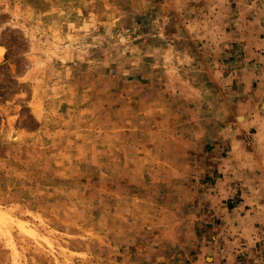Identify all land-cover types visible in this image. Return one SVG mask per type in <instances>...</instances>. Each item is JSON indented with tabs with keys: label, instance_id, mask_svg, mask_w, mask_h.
I'll return each mask as SVG.
<instances>
[{
	"label": "rangeland",
	"instance_id": "rangeland-1",
	"mask_svg": "<svg viewBox=\"0 0 264 264\" xmlns=\"http://www.w3.org/2000/svg\"><path fill=\"white\" fill-rule=\"evenodd\" d=\"M208 4L0 0V264H98L104 230L150 213L148 106L187 114Z\"/></svg>",
	"mask_w": 264,
	"mask_h": 264
},
{
	"label": "crops",
	"instance_id": "crops-1",
	"mask_svg": "<svg viewBox=\"0 0 264 264\" xmlns=\"http://www.w3.org/2000/svg\"><path fill=\"white\" fill-rule=\"evenodd\" d=\"M207 8L218 33L194 41L213 45L208 65L187 58L195 71L187 116L175 128L172 103L157 92L148 106V187L167 191L147 200L150 213L104 230L98 264H264V0Z\"/></svg>",
	"mask_w": 264,
	"mask_h": 264
}]
</instances>
